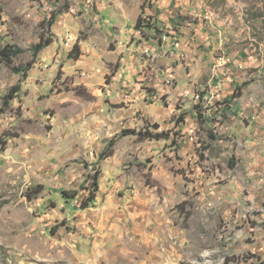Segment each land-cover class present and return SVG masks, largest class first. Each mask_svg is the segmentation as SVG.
<instances>
[{
	"label": "rangeland",
	"instance_id": "obj_1",
	"mask_svg": "<svg viewBox=\"0 0 264 264\" xmlns=\"http://www.w3.org/2000/svg\"><path fill=\"white\" fill-rule=\"evenodd\" d=\"M109 2L0 0V47L24 50L12 65L0 59V264H264V127L256 139L229 127L222 99L209 106L205 90L154 129L141 89L109 92L110 75L99 82L98 15ZM200 4L214 42L264 44V0ZM52 13L53 42L26 76L15 72ZM144 128L170 138L119 136L102 156L123 130ZM97 170L96 199L83 208Z\"/></svg>",
	"mask_w": 264,
	"mask_h": 264
},
{
	"label": "crops",
	"instance_id": "obj_2",
	"mask_svg": "<svg viewBox=\"0 0 264 264\" xmlns=\"http://www.w3.org/2000/svg\"><path fill=\"white\" fill-rule=\"evenodd\" d=\"M145 1L110 0V9H100L99 82L110 75L112 81L105 84L109 92L122 86L141 89L143 101L150 104L147 111L153 124L187 110L192 101H198L193 98L196 92L206 90L201 96L209 98V106L216 100L224 101L223 106L216 107L229 117V127L238 125L244 136L256 139L264 127V103L257 101L263 92L259 87L264 80V44L256 51L257 46L248 44L246 38L227 42L229 38L221 34L217 35L219 42H214L209 36L214 25L209 30L205 21L209 16L204 14L200 0ZM102 13H108V17L103 19ZM140 14L151 19L150 27L135 28ZM163 31L175 34L176 45L165 36L164 43L160 42ZM215 57L232 60L226 77L222 78ZM235 91L239 92L236 96Z\"/></svg>",
	"mask_w": 264,
	"mask_h": 264
},
{
	"label": "trees",
	"instance_id": "obj_3",
	"mask_svg": "<svg viewBox=\"0 0 264 264\" xmlns=\"http://www.w3.org/2000/svg\"><path fill=\"white\" fill-rule=\"evenodd\" d=\"M143 9V8H142ZM56 15L54 13L51 14L49 19H46L43 21V25L45 27L46 31H43L40 35L39 41L31 46V51H32V60L27 62L24 66H13V69L17 73H22L23 76H26L28 71L32 68L33 64L36 62V59L39 55V53L44 50L46 47H48L52 42L53 38L51 35H48L46 33L49 32L50 27L53 25L55 22ZM146 18L142 16V14L139 15V17L136 20L135 23V28L141 29L143 27H150L151 24L148 21L146 22ZM24 52L23 49L20 47H14L12 44H6L3 47H0V59L4 61L8 65H12L14 63V59L22 54ZM81 48L79 43H75L71 51L69 52V57L73 58L75 60L79 59L81 56ZM245 85V84H244ZM240 88V87H239ZM239 88H237L239 90ZM20 91V85H15L12 87L10 90L9 94H7L4 98V108L7 107L10 103V100L16 95L17 92ZM239 92L235 91L234 96H236ZM199 109L201 108L200 105L198 104ZM202 109V108H201ZM200 109V110H201ZM202 111V110H201ZM154 129L159 128V124L154 123L152 125ZM129 134H136L139 138L141 139H149V140H162V139H169L170 138V133L169 131H156L152 132L148 128H144L142 130L136 131V130H131V129H125L122 131L121 135L113 137L106 150L102 153V156L107 157L110 156L113 152V147L116 144L118 137L119 136H125ZM99 173L100 171L97 170L92 176V182H91V187L89 189V196L87 197V201L83 202V208L89 207L94 200L96 199L97 192L99 190L100 184H99ZM34 196L28 195L29 199H32L36 196V194L40 193L43 189V186L38 185L34 187ZM63 196L65 199H73L76 196V192H68V191H63L62 192Z\"/></svg>",
	"mask_w": 264,
	"mask_h": 264
},
{
	"label": "built area",
	"instance_id": "obj_4",
	"mask_svg": "<svg viewBox=\"0 0 264 264\" xmlns=\"http://www.w3.org/2000/svg\"><path fill=\"white\" fill-rule=\"evenodd\" d=\"M164 36H172V43L171 44L172 45H176L177 38L174 37V33L163 32V34L159 35L160 42L164 43ZM215 61L220 63V71L222 72V78L226 77L227 76V72L229 70V66L232 64V60L231 61H224L223 57H215ZM220 87H222L221 83H220ZM223 105H224V103H223V100H222V104L220 106H223ZM208 107L209 106H207V108ZM220 113H221V111H220Z\"/></svg>",
	"mask_w": 264,
	"mask_h": 264
}]
</instances>
